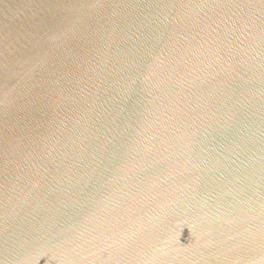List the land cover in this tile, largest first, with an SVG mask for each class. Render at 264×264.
Here are the masks:
<instances>
[{"label":"water","instance_id":"1","mask_svg":"<svg viewBox=\"0 0 264 264\" xmlns=\"http://www.w3.org/2000/svg\"><path fill=\"white\" fill-rule=\"evenodd\" d=\"M0 264H264V0H0Z\"/></svg>","mask_w":264,"mask_h":264}]
</instances>
